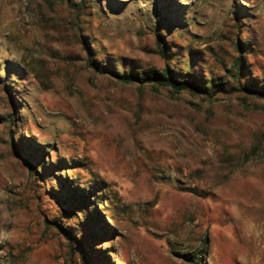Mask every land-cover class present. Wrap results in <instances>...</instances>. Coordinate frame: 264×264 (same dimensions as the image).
<instances>
[{"label": "rangeland", "instance_id": "rangeland-1", "mask_svg": "<svg viewBox=\"0 0 264 264\" xmlns=\"http://www.w3.org/2000/svg\"><path fill=\"white\" fill-rule=\"evenodd\" d=\"M251 86L264 0H0V264H264Z\"/></svg>", "mask_w": 264, "mask_h": 264}, {"label": "trees", "instance_id": "trees-1", "mask_svg": "<svg viewBox=\"0 0 264 264\" xmlns=\"http://www.w3.org/2000/svg\"><path fill=\"white\" fill-rule=\"evenodd\" d=\"M161 53L166 54L165 48L161 45ZM239 64V69L243 66L242 57L237 60ZM115 77L122 83H151L162 86H172L177 91L183 89L190 90H204L203 84L198 82L197 77L191 74L184 75L183 73H178L174 68L170 66H166L163 70L151 69L145 70L142 72L131 71V72H123V73H115ZM250 90L257 94L258 96L264 98V92L260 91L254 87H250ZM84 208L81 210L83 211ZM80 211V210H79ZM81 258L85 261V263H89L90 255L83 251Z\"/></svg>", "mask_w": 264, "mask_h": 264}]
</instances>
